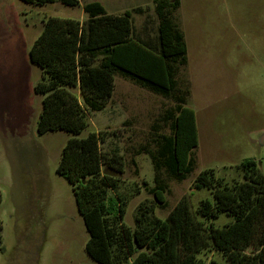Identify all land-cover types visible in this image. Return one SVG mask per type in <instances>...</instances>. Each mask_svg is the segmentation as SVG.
Listing matches in <instances>:
<instances>
[{
	"label": "rangeland",
	"instance_id": "374dc122",
	"mask_svg": "<svg viewBox=\"0 0 264 264\" xmlns=\"http://www.w3.org/2000/svg\"><path fill=\"white\" fill-rule=\"evenodd\" d=\"M92 1L114 13L141 5L143 13H132L134 33L156 35L153 0H79L74 6L0 0V264H99L85 251L89 234L72 186L56 172L72 134L36 130L42 96L34 86L41 71L28 55L45 16L84 21L82 5ZM176 15L187 49L180 78L190 89L186 106L195 113L198 143L193 171L184 180L168 181L166 205L155 209L161 218L182 196L193 208L212 199L208 190L193 188L203 169L230 183L241 177L236 166L252 158L264 175V0H179ZM114 83L105 108L90 114L86 129L75 136L108 131L100 147L105 153L117 149L124 158L120 191L129 196L123 222L134 227L137 205L152 197L142 188L130 192L143 180L153 185V169L147 154L133 151L149 140L153 121L171 101L120 75ZM102 173L113 174L105 166ZM229 219L222 213L213 222L221 226ZM198 256L207 264L221 260L212 250Z\"/></svg>",
	"mask_w": 264,
	"mask_h": 264
},
{
	"label": "trees",
	"instance_id": "16d2710c",
	"mask_svg": "<svg viewBox=\"0 0 264 264\" xmlns=\"http://www.w3.org/2000/svg\"><path fill=\"white\" fill-rule=\"evenodd\" d=\"M22 1L42 5L56 0ZM153 5L157 33L152 37L134 33L132 13H143V8L108 13L92 1L82 5L84 21L45 16L28 51L41 71L34 86L42 96L37 132L72 134L56 172L72 186L89 234L85 251L99 264H207L198 256L204 250L221 256L210 264H264V175L252 158L236 166L241 177L230 183L210 168L197 174L193 188L208 190L211 200L201 199L193 208L182 196L164 218L155 214L166 205L168 181L184 180L195 168L198 140L194 110L186 106L190 89L180 78L187 49L177 22L179 0H153ZM116 75L171 101L153 121L149 140L133 151L147 154L153 169V185L143 180L130 192L142 188L152 197L137 205L134 227L123 222L129 196L120 191L124 158L117 149L105 153L100 147L108 131L75 136L86 129L90 114L105 108ZM103 166L113 174L102 173ZM222 213L230 219L216 226L213 220Z\"/></svg>",
	"mask_w": 264,
	"mask_h": 264
},
{
	"label": "crops",
	"instance_id": "0c3cea01",
	"mask_svg": "<svg viewBox=\"0 0 264 264\" xmlns=\"http://www.w3.org/2000/svg\"><path fill=\"white\" fill-rule=\"evenodd\" d=\"M102 4V3H101ZM103 5V4H102ZM104 6V5H103ZM135 7H141V5H139V6H135ZM135 7H132V8H130V9H133V8H135ZM105 8V7H104ZM105 10L108 12V10L105 8ZM125 10H127V9H125ZM124 11V10H123ZM122 11V12H123ZM108 13H114V12H108ZM138 14V13H137ZM133 19V18H132ZM156 24H157V22H156ZM141 29L144 31V30H146L147 29V25H145V18L142 20V23H141ZM143 34H145V33H143Z\"/></svg>",
	"mask_w": 264,
	"mask_h": 264
}]
</instances>
